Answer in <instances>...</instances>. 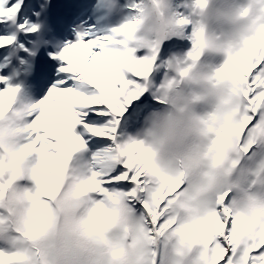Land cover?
<instances>
[{"label":"clouds","instance_id":"9594fccd","mask_svg":"<svg viewBox=\"0 0 264 264\" xmlns=\"http://www.w3.org/2000/svg\"><path fill=\"white\" fill-rule=\"evenodd\" d=\"M117 11L119 24L136 21L133 35L126 38L131 47L151 54L153 47L163 48L170 39L187 36L191 43L154 69L161 74L151 81L157 102L122 142L125 149L141 143L151 151L146 173L150 190L160 175L183 179L187 190L169 213L184 223L204 214L219 192L231 187L234 212L264 226V175H253L264 151L225 153L242 118L243 83L233 61H247L257 52L264 55V12L253 0H205L203 6L197 0H116ZM182 19L188 23L181 24ZM196 31L202 32V43L193 47ZM253 41L256 47H250ZM197 52L196 58L189 55ZM29 103L21 88L13 110L0 118V153L6 162L0 169V252L26 257L22 264H146L141 210L127 198L113 200L85 189L105 161L77 153L54 198L41 194L48 185L33 173L36 157L24 152ZM101 206L105 211L94 220ZM39 221L43 223L33 230ZM168 235L173 237L171 256L176 232Z\"/></svg>","mask_w":264,"mask_h":264},{"label":"snow or ice","instance_id":"6c2138e0","mask_svg":"<svg viewBox=\"0 0 264 264\" xmlns=\"http://www.w3.org/2000/svg\"><path fill=\"white\" fill-rule=\"evenodd\" d=\"M204 2L197 0L201 6ZM253 3L264 12V0ZM55 4H62L63 12L54 18L53 0H0V118L13 110L17 94L25 90L23 82L14 81L31 80L34 90V81L43 85L34 95L26 93L30 111L24 146L25 153L36 157L35 177L48 185L41 194L54 198L74 156L87 152L105 163L93 171L85 189L113 200L127 198L143 213L146 264H264V226L234 212L231 187L219 192L204 214L178 223L169 207L186 192L184 180L160 175L150 190L146 173L151 151L141 143L127 149L122 144L143 118L138 109L157 102L150 88L154 69L165 57L164 45L153 47L151 54L131 47L126 38L133 35L135 20L108 26L116 0ZM192 40L193 47L201 44L202 32H194ZM189 55L196 58L199 53ZM233 63L243 83L242 118L225 153L250 155L255 149L264 151V55L257 52ZM5 163L0 153V169ZM253 175H264V161ZM104 211L98 208L93 219ZM171 231L176 232V244L170 256ZM25 259L0 252V264H22Z\"/></svg>","mask_w":264,"mask_h":264},{"label":"bare ground","instance_id":"6f19581e","mask_svg":"<svg viewBox=\"0 0 264 264\" xmlns=\"http://www.w3.org/2000/svg\"><path fill=\"white\" fill-rule=\"evenodd\" d=\"M56 16H57V13L53 12V17L55 18ZM120 20H121V14L118 12V14L114 13L108 21H110L111 24L115 25V24H119ZM189 31H191V29H189ZM176 42H182L183 44H185L187 46V49L191 47V43H190L189 39L187 38V36L181 37V38L170 39L164 44V48L168 49L165 53L164 58L168 57L171 54V52L174 51V47H175L174 45L181 47V43L176 44ZM216 62L219 63V58H217ZM160 75H161L160 73L155 74L154 79L156 81H158L160 78ZM14 82L15 83L23 82L24 87H25V92L28 94H32V95H34L35 92L39 90V87L43 86L42 84L39 85L38 81H34V83H37V85H38V87L34 90L32 87L33 81L27 80L23 77L20 80H16ZM154 105H155V102L152 103V106H154ZM149 107H150V104H146V105L142 106L141 109H138V112L144 113V111H146ZM125 127H126V125H125ZM136 207L139 209L138 205Z\"/></svg>","mask_w":264,"mask_h":264}]
</instances>
